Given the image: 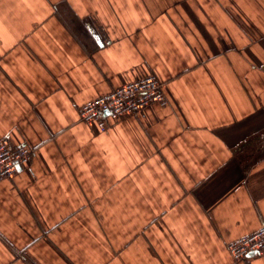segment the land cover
Segmentation results:
<instances>
[{
    "label": "crops",
    "instance_id": "obj_1",
    "mask_svg": "<svg viewBox=\"0 0 264 264\" xmlns=\"http://www.w3.org/2000/svg\"><path fill=\"white\" fill-rule=\"evenodd\" d=\"M155 73L168 99L78 108ZM0 264H264V0H0Z\"/></svg>",
    "mask_w": 264,
    "mask_h": 264
},
{
    "label": "built area",
    "instance_id": "obj_2",
    "mask_svg": "<svg viewBox=\"0 0 264 264\" xmlns=\"http://www.w3.org/2000/svg\"><path fill=\"white\" fill-rule=\"evenodd\" d=\"M164 106L168 99L163 92V81L155 73L113 88L109 92L84 101L78 108V118L86 124H94L98 131H105L108 122L126 114H136L147 105ZM33 149L27 144H11L0 138V179L9 178L21 166L29 163ZM235 261L246 258L250 253H264V224L251 233L229 241L225 247Z\"/></svg>",
    "mask_w": 264,
    "mask_h": 264
}]
</instances>
